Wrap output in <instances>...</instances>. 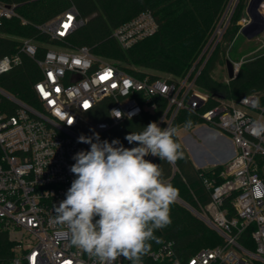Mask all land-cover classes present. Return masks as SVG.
<instances>
[{"label": "built area", "instance_id": "built-area-1", "mask_svg": "<svg viewBox=\"0 0 264 264\" xmlns=\"http://www.w3.org/2000/svg\"><path fill=\"white\" fill-rule=\"evenodd\" d=\"M18 6L0 0V27L5 20L19 17ZM230 15L220 20L204 52L179 80L137 79L88 47H52L37 59L38 47L31 39L21 41L15 54L0 59V76L21 62V54L36 60L42 72V79L34 85V106L0 87V230L15 244L11 264H97L95 258L70 244L65 226L53 222L54 204L65 198L75 179L70 172L75 163L72 157L90 149L77 139L93 131L102 135L144 112L153 114L160 101L165 102L158 121L161 128L172 125L185 110L227 134L234 153L218 164L222 169L217 176L201 173L210 200L198 209L190 205L188 209L219 235L221 243L182 258L173 243L165 241L144 256L142 264H264V91L238 100L211 98L196 82ZM248 23L247 17L241 20L238 36ZM83 24L71 7L37 30L60 41ZM158 29L155 15L148 10L115 29L113 37L122 49H129ZM243 63L232 62L227 84L240 75ZM212 100L216 105L200 113ZM103 103H107V120L98 122L94 117ZM113 109L124 113L123 118L112 117ZM73 119L69 126L67 122ZM115 264L131 262L121 257Z\"/></svg>", "mask_w": 264, "mask_h": 264}, {"label": "trees", "instance_id": "trees-1", "mask_svg": "<svg viewBox=\"0 0 264 264\" xmlns=\"http://www.w3.org/2000/svg\"><path fill=\"white\" fill-rule=\"evenodd\" d=\"M8 4H18V18L5 20L0 27V59L16 53L15 38L31 39L38 47L37 59L45 55L52 47L63 49L88 47L96 55L108 59L127 74L151 80L164 78L160 74L179 80L187 75L196 62L213 31L219 24L230 0H2ZM248 0H238L228 26L216 45L202 72L197 78V85L211 98L241 97L264 91V53L247 59L240 70V75L229 83L213 77L214 71L222 63L230 45L238 37V22L245 15ZM75 7L78 18L84 24L65 39L50 40L42 35L37 26ZM151 11L159 25L158 31L129 49H122L113 37L118 27L131 21L143 11ZM22 20L27 23L23 24ZM165 77V78H167ZM42 79V72L36 60L21 54V62L10 72L0 76V87L20 101L35 105L34 85ZM216 105L210 101L201 112ZM165 102L155 113L144 112L141 116L125 120L102 135L101 140L119 139L126 148L138 146L129 144L125 136L141 131L150 122H157L163 112ZM107 103L98 108L94 120L106 121ZM191 119L194 129L204 124L199 115L185 110L178 113L171 126L178 130ZM86 136H92L85 133ZM184 158L175 164H169L156 157L152 162L160 164L163 178L178 189V198L188 205L199 208L210 200V194L203 185L201 173L207 177L217 176L222 165L209 169H198L179 136ZM219 181L218 183H220ZM172 223L155 232L161 242H151V250L163 242H172L179 257L189 258L204 247H213L221 243L219 235L187 208L177 203L171 205ZM15 244L8 234L0 230V264H11L15 257Z\"/></svg>", "mask_w": 264, "mask_h": 264}, {"label": "clouds", "instance_id": "clouds-1", "mask_svg": "<svg viewBox=\"0 0 264 264\" xmlns=\"http://www.w3.org/2000/svg\"><path fill=\"white\" fill-rule=\"evenodd\" d=\"M111 113L117 119L125 115L116 109ZM73 123L74 119L67 122ZM191 126V119L186 120L184 127ZM177 136V126L161 128L150 122L125 136L129 144L138 145L131 148L119 139L101 140L94 131L92 136L78 137L77 143L88 144L90 149L72 157L75 163L70 172L75 179L53 209V222L67 228L72 246L95 258L97 264H115L121 257L142 264L151 252V242H161L155 232L172 223L170 209L179 195L163 178L161 165L146 157L169 164L183 159Z\"/></svg>", "mask_w": 264, "mask_h": 264}, {"label": "rangeland", "instance_id": "rangeland-1", "mask_svg": "<svg viewBox=\"0 0 264 264\" xmlns=\"http://www.w3.org/2000/svg\"><path fill=\"white\" fill-rule=\"evenodd\" d=\"M236 4L235 0H230L222 18L225 16L226 13H229V15L231 13V19ZM261 12L264 15V4L261 7ZM242 19L239 20L238 25L240 24ZM15 40L19 44L21 43V41L26 39L15 38ZM207 45L208 43H206V45L204 46L197 60L204 52ZM259 53H264V34L252 40H248L243 35H239L235 39V41L230 45L228 53L225 57H223L222 63L214 71L213 77L218 81L227 83V61L231 63L241 61L245 62L247 59L252 58ZM204 61L205 59L203 60V62ZM160 75L164 78L167 77L165 74ZM178 136L181 139L183 145L188 150V152L192 155L194 154V156L191 155L194 161L197 158L198 160H201L202 163H205L203 166L204 169L213 168L218 164L217 161L221 160L225 155V141H230V137L227 134H225L218 128L211 127L207 124L200 125L194 129L182 127L178 130Z\"/></svg>", "mask_w": 264, "mask_h": 264}, {"label": "water", "instance_id": "water-1", "mask_svg": "<svg viewBox=\"0 0 264 264\" xmlns=\"http://www.w3.org/2000/svg\"><path fill=\"white\" fill-rule=\"evenodd\" d=\"M264 4V0H248L244 17L249 19V23L242 29L241 35L246 37L248 40L255 39L264 33V15L261 12V7ZM232 63L227 61V70L230 72ZM176 202L181 204L187 209L190 206L181 200L176 199Z\"/></svg>", "mask_w": 264, "mask_h": 264}, {"label": "crops", "instance_id": "crops-1", "mask_svg": "<svg viewBox=\"0 0 264 264\" xmlns=\"http://www.w3.org/2000/svg\"><path fill=\"white\" fill-rule=\"evenodd\" d=\"M220 138H222V137H220ZM224 139V138H223ZM225 140V139H224ZM225 150H224V152H225V155H224V157L221 159V160H218L217 161V163L218 164H221V163H224V162H226V161H228L232 156H233V153H234V149H233V145H232V142H231V140L230 141H225ZM190 154V153H189ZM192 154H190V157H191V159H192V161H193V163L195 164V166L198 168V169H201V168H203V166H204V164L205 163H202L201 162V160H198L197 158H196V160L194 161V159H193V157L192 156H194V154L191 156ZM217 164V165H218Z\"/></svg>", "mask_w": 264, "mask_h": 264}, {"label": "snow or ice", "instance_id": "snow-or-ice-1", "mask_svg": "<svg viewBox=\"0 0 264 264\" xmlns=\"http://www.w3.org/2000/svg\"><path fill=\"white\" fill-rule=\"evenodd\" d=\"M64 27H65V28H67V27H68V25H67V24H65V25H64ZM61 35H63V33H61ZM42 91H43V89H42ZM85 107H87V105H85Z\"/></svg>", "mask_w": 264, "mask_h": 264}]
</instances>
